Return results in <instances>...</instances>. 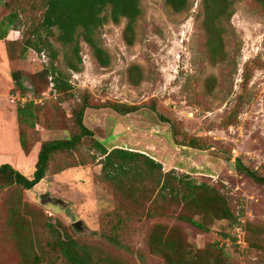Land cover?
Wrapping results in <instances>:
<instances>
[{
    "label": "rangeland",
    "instance_id": "obj_1",
    "mask_svg": "<svg viewBox=\"0 0 264 264\" xmlns=\"http://www.w3.org/2000/svg\"><path fill=\"white\" fill-rule=\"evenodd\" d=\"M229 1L230 13L218 24L225 40V57L218 62L208 48L203 0H188L179 13L167 0H141L133 46L125 39L128 21L113 23L107 10L108 22L99 33L111 59L107 68L83 42V71L72 72L67 67L71 47L51 38L59 53L55 65L74 88L61 102L63 97H52L48 90L51 54L24 51L27 37L43 21V0H1L0 26L6 23L8 38L0 39V55L3 50L8 55L11 78L0 76V94L10 93L17 110L23 109L22 97L29 101L24 107H33L35 116L20 115L16 126L27 150L80 135L76 115L85 97L97 109H88L84 120L95 139H85L73 153L54 155L43 185L24 191L0 179V264H35L31 251L39 264H68L58 245L68 237L88 249L96 264H164L147 246L157 224L178 228L183 241L198 250L219 244L232 264H264V185L236 167L241 161L264 178V8L256 0ZM13 13L19 18L9 27ZM134 67L142 74L137 85L130 77ZM13 74L20 75L27 92L18 88ZM41 98H46L44 106L32 102ZM110 105L138 110L122 116ZM192 140L197 147L190 146ZM96 141H104L108 150L145 154L163 165L164 174L220 192L238 222L217 220L205 233L178 220L180 215L200 217L160 196L150 176H145L141 195L131 196L132 179L119 191L94 160L99 157ZM0 146L5 147L1 139ZM69 169L78 174L65 177ZM48 194L66 206L44 204ZM19 202L23 230L11 213ZM79 222L80 230L74 226Z\"/></svg>",
    "mask_w": 264,
    "mask_h": 264
},
{
    "label": "trees",
    "instance_id": "obj_2",
    "mask_svg": "<svg viewBox=\"0 0 264 264\" xmlns=\"http://www.w3.org/2000/svg\"><path fill=\"white\" fill-rule=\"evenodd\" d=\"M203 2L208 48L212 53L213 60L218 62L225 57L224 30L218 24L228 16L232 3L229 0H203ZM256 2L264 8V0H256ZM167 3L176 13L185 11L188 7V0H167ZM42 4V9H44L43 21L40 28L33 32V36L27 37L26 45L23 43L24 51L33 50L38 54L47 52L51 54V67L45 73L46 79L48 78V90H50L52 97L59 99L63 97L60 101L68 100L72 96L71 92L74 88L67 75L55 65L59 53L50 41L51 38H56L65 47H71L72 52L68 57L67 67L77 74L83 71V58L81 56V43L83 42L90 47L103 68H107L111 64L110 56L103 48L99 37L101 29L108 22V18L105 16L107 10L111 13L110 19L113 23L119 25L123 20L128 21L125 30V39L128 45L133 46L136 41V24L142 15L141 0H43ZM18 18V14H11L8 17V26H13ZM7 32L6 23H2L0 26L1 40H7ZM19 45H22V42ZM10 46H14V43ZM246 76L248 77V74ZM130 77L133 84H139L138 81L142 77L140 67L132 68ZM13 79L23 93L28 91V87L23 83L19 74H13ZM248 80L249 78H247ZM31 90L29 91L34 93V87ZM87 100L88 98L85 97L76 115V123L81 131L80 135L69 140L43 143L32 177H26L11 165L1 166V181H5L6 186H16L24 191H32L45 180L54 155L64 152L73 153L85 139H95L94 132L84 124V120L88 109L97 108L93 107ZM32 102L36 106H44V102L42 104ZM31 108L33 107L23 106V109L19 108V116L22 114H27L30 117L35 116ZM108 108L122 116H128L138 110L136 107L127 105H110ZM194 144L195 141L192 140L190 146L197 147ZM21 145L27 155L31 154L23 140H21ZM94 145L99 153V157H94V160L100 161L103 166V177L114 183L119 191L122 192L123 185L127 186L128 179H132L134 182L131 183L134 184L128 188L132 193L131 196L136 197L142 192L141 186L144 185L145 176H150L158 183L160 196L171 197L184 209L194 210L200 217V220H195L188 215H180L177 217L178 220L189 223L205 233L211 231V225L217 220L238 222L228 205L227 199L220 192L210 189L207 185L186 184L171 173L164 174L163 165L145 154L124 149L109 151L101 141H96ZM236 167L246 177L264 185V178L246 167L241 161H237ZM130 176L132 177L130 178ZM21 206H23L22 202L13 206L11 213L14 220L20 221L16 224L23 230ZM58 245L68 264H96L88 249L86 250L76 240L70 237L68 239L63 238L58 242ZM147 246L149 252L160 257L164 264H232L219 244L198 250L183 241V237L176 227L170 228L166 225L157 224L149 233ZM29 258H34L33 262L39 264V256L35 252L31 251Z\"/></svg>",
    "mask_w": 264,
    "mask_h": 264
},
{
    "label": "crops",
    "instance_id": "obj_3",
    "mask_svg": "<svg viewBox=\"0 0 264 264\" xmlns=\"http://www.w3.org/2000/svg\"><path fill=\"white\" fill-rule=\"evenodd\" d=\"M0 56L4 57L3 61L0 60V76L3 75L6 78V80H8L11 78L10 74H8L9 68H10L9 59L7 58L8 55L6 51L3 50ZM1 86L2 85L0 81V90L2 89ZM9 94H6V95L0 94L1 96L0 98V107H1L0 108V139H1L2 144H5V147L0 146V167L4 165H11L14 169H16L17 171L21 173H32L34 172L33 169H35L38 163L42 144L35 146L34 150L29 155H27L25 151L22 149L21 138L19 135L20 133H18L19 130L16 127L17 123H19L18 122L19 120L18 110L16 107L13 106L12 104L13 100L10 99V97L8 96ZM119 127H122V126L120 125ZM37 130H39V127L37 128ZM90 130L93 131V129H90ZM48 134L56 135L55 132H51V131H48L47 135ZM102 144L104 145V147H106V144L104 141L102 142ZM8 147L9 148L12 147L13 150L9 152ZM10 154L11 156H9ZM63 174L65 177H74V175L78 174V171L77 169L76 171L75 169H69ZM43 182L41 183L42 185H43Z\"/></svg>",
    "mask_w": 264,
    "mask_h": 264
},
{
    "label": "water",
    "instance_id": "obj_4",
    "mask_svg": "<svg viewBox=\"0 0 264 264\" xmlns=\"http://www.w3.org/2000/svg\"><path fill=\"white\" fill-rule=\"evenodd\" d=\"M42 202L44 204H53V205H61V206H66V203L64 201H62L61 199H58V198H52L51 195H45L42 199ZM75 228L76 229H81L82 226H83V223L79 222V223H76L75 225Z\"/></svg>",
    "mask_w": 264,
    "mask_h": 264
},
{
    "label": "built area",
    "instance_id": "obj_5",
    "mask_svg": "<svg viewBox=\"0 0 264 264\" xmlns=\"http://www.w3.org/2000/svg\"><path fill=\"white\" fill-rule=\"evenodd\" d=\"M21 105L22 106H25L26 103H28V99L27 98H21ZM34 102H36V104H42L44 102V99H41V100H34ZM14 104H16V101H13Z\"/></svg>",
    "mask_w": 264,
    "mask_h": 264
}]
</instances>
